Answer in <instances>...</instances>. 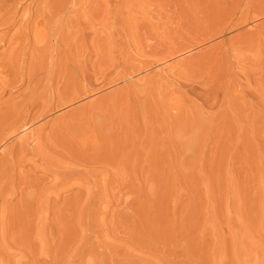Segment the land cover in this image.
Listing matches in <instances>:
<instances>
[{
    "label": "rangeland",
    "instance_id": "374dc122",
    "mask_svg": "<svg viewBox=\"0 0 264 264\" xmlns=\"http://www.w3.org/2000/svg\"><path fill=\"white\" fill-rule=\"evenodd\" d=\"M3 1L1 5L14 2L12 6L9 3L10 7L19 10L27 7L19 11L23 13L19 20L29 11L33 13L35 7L41 11L43 5H53V0L49 5L47 0L46 4L44 0ZM60 1H53V6L62 7L66 0ZM67 1L69 4L64 6L72 7L64 18L73 13L83 17L81 12H88L84 17L87 26L91 25L86 27V43L77 37L81 50L86 46L82 52L79 50L82 58L77 52L80 44H68L72 49L77 46L74 50L69 46L73 60L78 61L79 56V64L87 60L85 68L83 64H75L80 70L68 64L65 67L69 71L76 70L66 74L63 70L67 59L62 57L66 53L62 50H67L65 42L61 41V46L58 38L42 32L40 36L34 31L38 21L30 20L29 28L34 33L28 36L31 39L22 41L26 45L17 52L25 55L17 56L19 60L14 62L16 67L25 68L23 73L17 71L18 81L8 84L0 96V101L9 103L25 96L38 113H43L40 106L47 98L51 106L38 118L30 119L26 129L23 126L11 135V128L3 131L0 160L12 144L18 145L23 133L37 131L36 125L44 126L39 127L41 132L38 130L36 141L40 145L47 142L46 135L59 141V132L64 135L61 139L69 138L64 143L73 142L61 143L68 149L59 145L58 151L56 145L63 140L56 145L49 140L53 146L48 148L52 144L47 142L45 161L36 156L34 161L28 155L31 160L21 166L30 177L42 180L34 177L40 184L36 182L39 187L37 191L32 188V194L40 192L37 196L42 200V195L48 194V198L37 202L38 209L35 203L34 212L29 208L34 221L28 213L26 216L25 221L32 222L27 225L32 235L29 248L33 249L13 246L7 257L12 259L9 263L51 264L53 257L57 260L52 259V264H264V0ZM47 24L42 26L49 31L46 28L52 24ZM13 26L5 44L0 42V52L19 25ZM37 35L39 40V36L34 37ZM56 56L66 59V63L62 59L64 64H60ZM8 61L5 58L0 68L6 71L9 67L8 72H15L11 69L16 67ZM58 71L64 74L58 75ZM49 92L50 98L46 95ZM67 97L74 99L56 107L59 99ZM36 104L40 105L38 109ZM86 125L89 130L84 129ZM57 127L65 130L58 131ZM81 139L86 147L78 144ZM77 147L90 152L84 149L82 155ZM93 150L99 155L93 156ZM88 156L93 160L90 163ZM48 157L51 162L56 159V164L46 162ZM64 157L66 161L61 160ZM86 162L93 163L88 166ZM18 218L13 219L14 224ZM43 244L53 246H48L50 252ZM24 253V261L20 258L19 262Z\"/></svg>",
    "mask_w": 264,
    "mask_h": 264
},
{
    "label": "bare ground",
    "instance_id": "6f19581e",
    "mask_svg": "<svg viewBox=\"0 0 264 264\" xmlns=\"http://www.w3.org/2000/svg\"><path fill=\"white\" fill-rule=\"evenodd\" d=\"M10 1V0H9ZM13 1V0H12ZM11 1V2H12ZM40 1V0H39ZM46 0H44V3L46 4V2L48 1L49 2V0H47L46 2H45ZM53 1H55V0H53ZM52 1V3L51 4H53L54 5V2ZM61 1H63V0H61ZM60 1V2H61ZM76 1V0H75ZM74 1V3H76ZM82 1V0H81ZM86 1V0H85ZM3 2H5L6 3V0L5 1H3ZM37 2V1H36ZM47 2V5H49L50 4V2L48 3ZM59 2V3H60ZM65 2V4H66V2H68L67 0L66 1H64ZM73 2V1H72ZM10 3V2H9ZM9 3L8 4H5V5H1L0 4V42L2 41L4 44H5V37H6V35H7V33L9 32V30H11V27L14 25V24H18L19 26H17L16 28V30L14 31V32H12V34H11V37H9V39H8V43H6V45H5V49H4V51H2V52H0V63H3V60L5 59V58H7L9 61V63L8 64H10L11 66H13V67H16V59H17V56H20V55H18V49H20V50H22L23 48H24V45H26L25 43H22V41L25 39L26 40V38H28V36H30L31 35V33H34L33 32V30H31L29 27V25H30V20H32V21H34V20H37L38 21V23H36L37 25H35V30L34 31H36V33L37 34H40L41 32L42 33H44L43 35H45L46 34V36H48V37H50V38H56V40H57V38L60 40V45H61V43L64 41L65 42V45H66V49L67 50H62V51H66V53H65V56H62V57H65L66 59H67V63L65 62V60L66 59H63L62 57H60V62H59V57H57L58 56V54H57V56H56V59H57V61L60 63V64H64V63H61L62 61V59L64 60L63 62H65L66 64H64V67H65V65H68L69 64V66L68 67H71V65H75V64H77L78 66H80L81 64H83L84 66V68H85V63H84V61H86L87 62V60H84V61H82V63L81 64H79V60H80V56H81V54H80V51L79 50H81V48H80V46H82L81 45V43H79V41H78V38L77 37H79V40H81V42L83 43L84 41H83V39H85V31H86V29L88 28V26L89 25H91V24H89L88 26H87V22H86V20H85V17L84 16H87V14L86 13H88V12H85V11H83V12H85L84 14L81 12V14L82 15H84L83 17L82 16H76L77 14L75 13V15H74V13L72 14V16H71V14H68V15H70V16H68V17H65L64 18V14H65V16H67L66 14V12L68 11H70V7H72V5L68 8L67 6H64L65 4H63V2L60 4V5H62L63 4V6L61 7V6H59V4H57L58 6H56V4H55V6H45V5H43V7H42V5L40 6V7H42V9H41V11L38 9V8H34V12L33 13H30L31 11H29L28 13L29 14H27V15H24L25 17H22L23 15V13L22 12H20L19 13V11L20 10H22V11H24L25 9L27 10V7L24 5V6H21V8L22 9H18V7H10V5H9ZM14 3V2H13ZM12 3V4H13ZM32 3V2H31ZM30 3V4H31ZM57 3V2H56ZM83 3V2H82ZM11 4V3H10ZM12 4H11V6H12ZM15 4V3H14ZM37 4H39V3H37ZM68 4H69V2H68ZM27 5V4H26ZM32 5V4H31ZM15 6V5H14ZM26 7V8H25ZM74 7V6H73ZM33 8V7H32ZM24 9V10H23ZM35 9H38V10H35ZM74 9V11H75V8H73ZM73 9L71 10V11H73ZM82 10H84L83 9V7L81 8ZM80 9V10H81ZM30 10H31V8H30ZM76 10H77V6H76ZM79 10V9H78ZM78 10H77V12H78ZM32 11H33V9H32ZM26 12L27 11H25L24 13L26 14ZM79 14H80V12H78ZM19 14H21L20 16H21V20H19ZM80 14V15H81ZM6 15H8V17H5ZM87 19V18H86ZM89 19V18H88ZM18 20L20 21V22H18ZM37 21H35V22H37ZM88 22H89V20H87ZM35 22H33V23H35ZM53 22V23H52ZM46 23H48L47 25H49V23L50 24H52L51 26H48L49 28H46L47 30L49 29V31H46L44 28H45V26H42V25H44V24H46ZM32 24V23H31ZM46 25V26H47ZM55 25V26H54ZM16 26V25H15ZM37 26H39V28H36ZM41 26V27H40ZM14 27V26H13ZM31 27H33V26H31ZM87 27V28H86ZM33 29H34V27H33ZM31 30V31H30ZM36 33H35V35H36ZM10 34V33H9ZM42 34H40V36H41ZM32 36V35H31ZM30 36V37H31ZM39 35H37V36H34L35 38L36 37H38ZM40 36H39V38H38V40L40 39ZM46 36H45V38H46ZM34 37H32V38H34ZM43 37V36H42ZM8 38V37H7ZM34 38V39H35ZM77 38V39H76ZM28 39H31V38H28ZM37 39V38H36ZM35 39V40H36ZM49 39V38H48ZM24 40V41H25ZM58 40V41H59ZM87 40V39H86ZM33 42H35L34 40H32ZM51 41V40H50ZM58 41H56V42H58ZM62 41V42H61ZM7 42V41H6ZM30 42V41H29ZM37 43H39L38 41H36ZM43 42V41H42ZM72 42V43H71ZM73 42H76L77 44H80V45H78L79 46V49L77 50V52H78V54H80V56H79V59H78V61L76 60V58H75V60L77 61H75V60H73V56H71L72 54L70 53L71 51H70V48H71V50H74V49H72V47L70 46V45H68V44H74ZM32 43V42H31ZM48 42L46 41V44H47ZM59 43V42H58ZM86 42H84V44H85ZM9 44V47H8V49H6L7 47V45ZM23 44V45H22ZM29 44V43H28ZM27 44V45H28ZM1 45V44H0ZM37 46H38V44H36ZM63 45V44H62ZM61 45V46H62ZM75 45V44H74ZM69 46H70V48H69ZM84 47V49H82V50H85V47L86 46H83ZM63 48V47H62ZM64 49H65V47H64ZM19 50V51H20ZM82 50H81V52H82ZM22 52V51H21ZM21 52H20V54H21ZM24 52V51H23ZM76 52V53H77ZM5 53V54H4ZM63 53V52H62ZM74 53H75V51H74ZM84 53V52H83ZM61 53H59V55H60ZM25 54H23V56H24ZM76 55V54H75ZM76 55V56H77ZM23 56H20V57H23ZM77 56V57H78ZM82 56H83V54H82ZM82 56H81V58H82ZM49 57H50V55H49ZM75 57V56H74ZM85 57V56H84ZM86 57H87V55H86ZM19 58V57H18ZM22 59V58H21ZM25 59V58H24ZM50 60L52 59L51 57L49 58ZM17 60H19V59H17ZM45 60H46V58H45ZM53 60H55V59H53ZM21 61V60H20ZM47 61V60H46ZM14 62H16V63H14ZM19 62V61H18ZM21 62H24V61H21ZM21 62H19V64L21 63ZM58 62H56V63H58ZM7 63V62H6ZM42 63H45V61H43ZM49 63V62H48ZM54 63H55V61H54ZM59 63H58V65L57 66H61V65H59ZM14 64H15V66H14ZM41 64V63H40ZM51 64V63H50ZM51 65H53V64H51ZM55 65V64H54ZM1 66V65H0ZM22 66H23V64H22ZM21 66V67H22ZM41 66V65H40ZM43 66H45L44 64H43ZM49 66V65H48ZM63 66V65H62ZM61 66V67H62ZM82 66V65H81ZM2 67V66H1ZM7 67H8V65H7ZM12 67V68H13ZM42 67V66H41ZM47 67V66H46ZM46 67H44V68H46ZM56 67V66H55ZM63 67V68H64ZM67 67V68H68ZM74 67H76L77 69H79L80 67H77L76 65L74 66ZM82 67V69H84ZM9 68V67H8ZM8 68H7V70L5 71V70H3V68H0L1 70H0V96H2V94L6 91V86H8V84H12V82L14 81H18V80H16V76H17V71L20 73H23V70H24V68L25 67H23V70H22V68H19V66L18 67H16L15 69H11V67H10V69L11 70H16L15 72H8ZM57 69L56 70H59V68L58 67H56ZM66 68V67H65ZM65 68H64V72H66V74H69L68 72H70L71 71V73H73V71L74 70H76L75 68H74V70L72 71V69L73 68H71V70L69 71L67 68H66V70H65ZM48 69H49V67H47V71H48ZM52 69V71H53V67H51L50 66V70ZM3 70V71H2ZM46 70V69H45ZM60 70H62V68H60ZM80 70V69H79ZM52 71H49V72H52ZM78 71V70H77ZM85 71V70H84ZM59 72V73H58ZM58 72H56V75H57V73H58V75H61V73H62V75L64 74V72H61V71H58ZM76 72V71H75ZM25 73V72H24ZM53 74H54V72H52ZM76 73H78V72H76ZM79 73H81V75L80 76H82L83 74L82 73H84L83 71L82 72H79ZM50 74V73H49ZM49 74H46V75H49ZM65 74V76H67ZM21 74H19L18 76H20ZM69 75H71V74H69ZM68 75V76H69ZM22 76H23V74H22ZM22 76H20L21 78H22ZM45 76V75H44ZM64 76V77H65ZM79 76V75H78ZM24 77V76H23ZM27 77V76H26ZM46 77V76H45ZM72 77V76H71ZM76 76H74V78H75ZM21 78H20V80H21ZM44 78V77H43ZM48 78H49V76H48ZM52 78H54V76H52L51 75V78L50 79H52ZM67 78V77H66ZM74 78H71V80L72 79H74ZM82 78V77H81ZM23 79V78H22ZM47 79V78H46ZM45 78H44V80H46ZM49 79V80H50ZM78 79H79V77L77 78V81H78ZM83 79V78H82ZM85 79V78H84ZM19 80V81H20ZM30 80V79H29ZM48 80V79H47ZM68 80V79H67ZM54 82V80L52 79L51 80V82ZM75 81V80H74ZM74 81H72V82H74ZM76 81V82H77ZM29 82V81H28ZM42 82V81H41ZM40 82V83H41ZM51 82L49 81V83L51 84ZM52 82V83H53ZM84 82H85V80H84ZM38 83V82H37ZM80 83V79H79V82L78 83H76L77 85ZM82 84H83V82H81ZM81 84V85H82ZM40 85H42V84H40ZM71 85L73 86V87H75L76 85H75V82L72 84L71 83ZM80 85V86H81ZM34 86V85H33ZM37 86H39V83H38V85ZM43 86V85H42ZM46 86V85H45ZM48 86V85H47ZM72 86L70 87V88H72ZM83 86H85V85H83ZM83 86H81V87H83ZM87 86V85H86ZM85 86V87H86ZM44 87V86H43ZM43 87H41V88H43ZM49 87H52V85L51 86H49ZM84 87V88H85ZM34 88H36L35 90L37 91L38 89H37V87L35 86ZM40 88V87H39ZM79 88V87H78ZM44 89V88H43ZM42 89V90H43ZM45 89H46V87H45ZM58 89L60 90V88H59V85H58ZM81 89V88H80ZM31 90V89H30ZM76 90H77V87H76ZM82 90V89H81ZM81 90L79 91V90H77L78 92H81ZM87 90H89V89H87ZM34 91V90H33ZM33 91H30V93L32 92L33 93ZM38 91H40V90H38ZM43 91H45V90H43ZM47 91V90H46ZM75 91V90H74ZM35 92V91H34ZM42 92V91H41ZM51 92V91H50ZM50 92L49 93H47L46 95H48V94H50ZM58 92V91H57ZM89 91H87L86 92V89H85V93H88ZM29 93V94H30ZM31 93V94H32ZM38 93H40V92H38ZM45 93V92H44ZM82 93V92H81ZM83 93H84V91H83ZM82 93V94H83ZM90 93V92H89ZM35 94V93H34ZM40 94H43V92L42 93H40ZM44 95V94H43ZM71 95V94H70ZM28 96V95H27ZM31 96V95H30ZM35 96H39V98H40V96H42V95H38V94H35ZM34 96V97H35ZM45 96V95H44ZM51 96V95H50ZM50 96L48 95V97L50 98ZM77 96H79V95H77ZM77 96H74V97H76L77 98ZM33 97V96H32ZM31 97V98H32ZM43 97V96H42ZM74 97H67V98H62V99H59L58 100V102H57V105H56V107H60L61 105H63V104H65V103H67V102H70V101H72L73 99H74ZM24 98H25V96H24ZM24 98H22L20 101H17V102H12V103H9V102H3V100L2 101H0V141H3L4 140V136H2V134H3V131L4 130H8L9 128H11L12 129V131H11V133H10V135L13 133L14 134V132L16 131V130H18V129H21V128H23V126H25L26 125V123L30 120V119H35L36 117L38 118L39 117V115L41 116V113L42 112H40V113H38L37 112V110L35 111L34 109H32L31 108V106H32V102H31V100L30 101H27L28 99H24ZM27 98V97H26ZM38 98V99H39ZM47 98V97H46ZM14 99V98H13ZM44 99V98H43ZM33 101H34V103H36L35 102V98L34 99H32ZM47 100H48V98H47ZM47 100H46V102L43 104V106L41 105H39L40 107H43L42 108V111H43V113H45L44 112V110L43 109H45V108H47L48 107V105H49V101L47 102ZM14 101H15V99H14ZM39 101V100H38ZM41 101V100H40ZM39 101V102H40ZM45 100H42V102H44ZM41 102V103H42ZM38 103V102H37ZM34 106V105H33ZM32 106V107H33ZM38 104H36V108L38 109ZM50 108H51V106H49ZM47 108V110L48 109H50V108ZM33 108H35V106L33 107ZM34 110V112L32 113V111ZM46 110V109H45ZM38 113V114H37ZM42 113V114H43ZM104 118V117H103ZM74 119H76V117L74 118ZM82 121H83V119H81ZM89 120H90V118H89ZM98 120V119H97ZM104 120H105V118H104ZM75 121V120H74ZM73 121V123H75ZM87 121V120H86ZM92 121V120H91ZM84 122H85V120H84ZM101 122V121H100ZM103 122V121H102ZM43 122H41V124H42ZM81 123V122H80ZM79 123V124H80ZM98 123V122H97ZM96 123V124H97ZM106 123V122H105ZM44 124V123H43ZM42 124V125H43ZM69 124V123H68ZM77 124V123H76ZM103 124V123H102ZM59 125V124H58ZM74 125V124H73ZM87 125L89 126V124L87 123ZM87 125L86 126H84V129L87 127ZM90 125H91V123H90ZM60 126V125H59ZM67 125H65L64 124V127H65V129L63 128V127H61V128H63V131L65 130L66 131V133H68L67 132V127H66ZM70 126V125H69ZM68 126V127H69ZM78 126V125H77ZM76 126V127H77ZM93 126H94V124H93ZM92 126V127H93ZM40 127V126H39ZM39 127H37V125H36V128H38V129H36L37 131H29L28 133H27V131H26V133H23V136L22 137H19L20 138V140L17 142L18 143V145H11V147H9V149L6 151V153L2 156V158H1V160H0V264H8L9 263V260L11 261L12 259H8L9 257H10V249L14 246V247H16V248H20V250H26L27 248L29 249V250H32V249H30L31 248V242H30V239L32 240V238H31V236L32 235H30V233H31V228L27 225V223H32V222H28V221H25V220H27L26 219V216H29V215H31V213H28V212H30V210H33V212H34V209L37 207V202L38 201H41L42 199H41V196L39 197V196H37V195H39V193H37L35 196L32 194L34 191H37L36 190V188L38 189V187H39V185H37L36 184V182L37 183H39L40 184V182H38V181H42V180H38V177H35V175H33L32 177H30L31 175H29V172L27 173V171H25L24 172V170H22V168H21V166L23 165V163H25L26 161L28 162V160L30 159L31 160V157L30 156H32V157H34V158H32L34 161H35V159H36V157L37 158H39V159H41V160H43V158L45 159L46 158V156H45V154H43L44 152H43V150H45L46 148H47V142H49V140H50V142H51V138L49 139V137H48V135H46L47 137H48V140H47V137H44L45 136V134H44V136L42 135V139H43V137L44 138H46V141L47 142H42V144L40 145V144H38L37 143V139L39 138V131L38 130H40V132H41V130L42 129H39ZM44 126H42V127H40V128H43ZM71 127V126H70ZM75 127V129H77ZM95 127V126H94ZM102 127V126H101ZM27 128V126H25V128L24 129H26ZM61 128H59V129H61ZM71 128H73V127H71ZM70 128V129H71ZM23 129V130H24ZM55 129V128H54ZM54 129H53V131H54ZM58 129V127H57V130L58 131H62V130H59ZM83 129V128H82ZM86 129H88L89 130V128L87 127ZM98 129H99V126H98ZM34 130H35V127H34ZM51 130V129H50ZM90 130H91V127H90ZM94 130V129H93ZM21 131V130H20ZM58 131H57V133H58ZM76 131V130H75ZM84 131V130H83ZM86 131V130H85ZM84 131V132H85ZM23 132V131H22ZM52 132V131H51ZM50 132V133H51ZM55 132V131H54ZM77 132V131H76ZM49 133V132H48ZM48 133H46V134H48ZM59 133H61L62 135H63V133L62 132H59ZM82 133V132H81ZM95 133V132H94ZM9 134V133H8ZM18 134V133H17ZM52 134V133H51ZM51 134H49V135H51ZM60 134V135H61ZM75 134V133H74ZM74 134H72V135H74ZM78 134H80V133H78ZM85 134H86V132H85ZM92 134V133H91ZM4 135V134H3ZM10 135H8V136H10ZM41 135V134H40ZM58 136L57 135V137L58 138H60L61 139V136ZM82 135V134H81ZM87 135V134H86ZM89 135V134H88ZM96 135H97V133H96ZM52 136H55L56 137V135H54V134H52ZM64 136V135H63ZM76 136H78V135H76ZM85 136V135H84ZM92 136V135H91ZM98 136V135H97ZM6 137V136H5ZM56 137V138H57ZM67 137V136H66ZM70 137H71V135H70ZM79 137V136H78ZM77 137V138H78ZM82 137V136H81ZM94 137V136H93ZM7 138V137H6ZM41 138V137H40ZM64 138V137H63ZM63 138L61 139V140H63ZM68 138V137H67ZM91 138V137H90ZM18 139V138H17ZM59 139V141H55V140H52V143H54L53 141H55V145H56V143L57 142H60L61 140ZM65 139V138H64ZM69 139V138H68ZM68 139H66V140H68ZM79 139H80V137H79ZM79 139H76V140H79ZM85 139V138H84ZM66 140H63L62 142H60L59 144L57 143V150L59 151V145L60 146H64V145H61V143H64V141H66ZM86 140V139H85ZM84 140V142L82 141V139H81V142H79L78 144H81L82 142L83 143H86V141ZM93 140V139H92ZM98 140H99V138H98ZM32 141H35V144L33 145L32 144ZM43 141V140H42ZM74 141H75V137H74ZM88 141H90V140H88ZM94 141V140H93ZM97 141V140H96ZM4 142V141H3ZM14 142V141H13ZM49 142V143H50ZM69 142H72V141H70L69 140ZM68 141L66 142V143H69ZM76 143L78 142V141H75ZM74 142V143H75ZM39 143H41V141L39 142ZM52 143H50V144H52ZM66 143H64V144H66ZM73 143V142H72ZM75 143V144H76ZM182 143V142H181ZM49 144V145H50ZM77 144V145H78ZM96 144V143H95ZM54 145V146H55ZM68 145H71V143L70 144H68ZM73 145V144H72ZM71 145V146H72ZM81 145H85V144H81ZM81 145H79V147H82ZM98 145V144H97ZM53 146V144L50 146V147H48V148H50V149H52L51 147ZM66 146V145H65ZM64 146V147H65ZM70 146V147H71ZM76 146V145H75ZM94 146H96V145H94ZM64 147H63V149H64ZM69 147V146H68ZM69 147V148H70ZM73 147H74V145H73ZM79 147H77V149L79 148ZM85 147H86V145H85ZM91 147V146H90ZM89 147V148H90ZM181 147H182V145H181ZM7 148V147H6ZM54 148V147H53ZM61 148V147H60ZM65 148H67V146L65 147ZM72 148V147H71ZM76 147H74V149H75ZM93 148V147H92ZM92 148H90V150L92 149ZM49 149V150H50ZM55 149H56V147H55ZM54 149V150H55ZM68 149V148H67ZM67 149H64V151L65 150H67ZM84 151H87V152H90V151H88V149L87 148H82ZM87 149V150H86ZM95 149V148H94ZM48 150V149H47ZM56 150V151H57ZM62 150V149H61ZM70 150V149H69ZM73 150V149H72ZM71 150V151H72ZM78 150H80V149H78ZM83 150L80 152L81 154L83 153ZM64 151H63V154H62V156H64ZM74 151H77L76 149L74 150ZM94 151H96V150H93L92 152V154H93V156H95V154H98V153H94ZM5 152V151H4ZM60 152H62V151H60ZM67 152H69L68 150H67ZM73 152V151H72ZM45 153H49V151H46ZM51 153V152H50ZM56 153V152H55ZM66 153V152H65ZM77 153H78V151H77ZM76 153V154H77ZM69 154H71V153H69ZM84 154V153H83ZM82 154V155H83ZM28 155H30L29 156V158L27 157ZM47 155H50V154H47ZM53 155H55L54 153H53ZM57 155H59V154H57ZM56 155V156H57ZM88 155V154H87ZM87 155L85 154V157L87 158ZM90 155H91V153H90ZM99 155V154H98ZM36 156V157H35ZM61 156V157H62ZM67 156H68V154H67ZM66 156V157H67ZM71 156H73V153H72V155H69V157H71ZM74 156H77V155H74ZM68 157V158H69ZM84 157V158H85ZM89 157V163H90V161H93V160H91L90 159V157L91 156H88ZM98 157V156H97ZM52 158V157H51ZM54 158H55V156H54ZM67 158V159H68ZM72 158V157H71ZM78 158H80L79 156H78ZM83 158V157H82ZM94 158V157H93ZM114 158V157H113ZM70 159V158H69ZM76 160H78L77 159V157L75 158ZM98 159V158H97ZM115 159V158H114ZM113 159V160H114ZM117 159V158H116ZM47 160H49V161H46V162H51L50 161V158L48 157L47 158ZM54 160H56V159H54ZM54 160H53V162H51V163H49V164H51L52 165V163H54V165L56 164L55 162H54ZM61 160H65L66 161V159H65V157H64V159H61ZM72 160V159H71ZM80 160H82V159H80ZM84 160V159H83ZM87 160H88V158H87ZM94 160L96 161V159L94 158ZM100 161L99 162H101V159H99ZM43 161H45V160H43ZM65 161H62V162H65ZM73 161H75L74 159H73ZM85 161V160H84ZM107 161V160H106ZM45 162V163H46ZM68 163H69V161H67ZM79 162V161H78ZM107 162H109V161H107ZM112 162V161H111ZM34 163V162H33ZM59 163H60V161H59ZM93 163V162H92ZM92 163L91 164H87V162H86V164L89 166V165H92ZM96 163H98V162H96ZM114 162H112L111 164H113ZM71 164H74V163H71ZM82 164H85V163H82ZM110 164V163H109ZM116 164V163H115ZM59 165H62L61 163L59 164ZM95 165V164H94ZM29 166V165H28ZM34 166H35V164H34ZM42 166V165H41ZM57 166V165H56ZM67 166H68V164H67ZM70 166V165H69ZM27 167V166H26ZM54 167V166H53ZM60 168V167H59ZM71 168V167H70ZM75 168V167H74ZM112 168H113V166H112ZM116 168V167H115ZM29 169V168H28ZM32 169V168H31ZM37 169V168H36ZM48 169V168H47ZM61 169V168H60ZM63 169V168H62ZM114 169V168H113ZM118 169H119V167H118ZM34 170V169H33ZM50 170V169H49ZM67 170V169H66ZM69 170V169H68ZM67 170V171H68ZM91 170H92V168H91ZM95 170H97V167H95ZM117 170V169H116ZM29 171V170H28ZM51 171V170H50ZM50 171H49V174H51L50 173ZM61 171V170H60ZM85 171H86V169H85ZM118 171V170H117ZM32 172V171H31ZM52 172V171H51ZM62 172H63V170H62ZM97 172V171H96ZM27 173V174H26ZM33 173V172H32ZM31 173V174H32ZM53 173V172H52ZM56 172H54L53 174H55ZM61 173V172H60ZM59 173V174H60ZM67 173V172H66ZM116 173V172H115ZM119 173V172H118ZM64 174V173H63ZM68 174V173H67ZM74 174V173H73ZM83 174V173H82ZM52 175V174H51ZM65 175V174H64ZM69 175V174H68ZM93 175V174H92ZM121 175V174H120ZM46 176V175H45ZM52 176H54V175H52ZM71 176V175H70ZM82 176V175H81ZM95 176V175H94ZM34 177H35V179L36 180H38V181H36V180H34ZM66 177H67V175H66ZM73 176H71V178H72ZM96 177V176H95ZM40 178V177H39ZM43 178V177H42ZM47 178V177H46ZM58 178V177H57ZM90 177H88V179H89ZM49 179V178H48ZM75 179V178H74ZM81 179H82V177H81ZM86 179V178H85ZM118 179V178H117ZM34 180V182H35V184H32V182L31 181H33ZM55 180V176H54V179H53V181ZM77 180V179H76ZM90 180H91V178H90ZM49 181H50V179H49ZM60 181H62V178H61V180ZM59 181V182H60ZM69 181V180H68ZM70 181H71V179H70ZM75 181V180H74ZM92 181V180H91ZM97 181V180H96ZM33 182V183H34ZM52 182V181H51ZM51 182H50V184H51ZM65 182V181H64ZM63 182V183H64ZM87 182V181H86ZM115 182V181H114ZM42 183V182H41ZM46 183V182H45ZM53 184H54V182H52ZM69 183V182H68ZM75 184H76V182H74ZM81 183V182H80ZM118 183V182H117ZM116 183V184H117ZM61 184V183H60ZM75 184H73V186L75 185ZM69 185V184H68ZM82 185V184H81ZM84 185H86V184H84ZM38 186V187H37ZM41 186H42V184H41ZM43 186H45V185H43ZM47 186V185H46ZM51 186V185H50ZM62 186H63V184H62ZM77 186V185H76ZM75 186V187H76ZM83 186V185H82ZM88 186V185H87ZM57 187H59L58 185H57ZM65 187H66V185H65ZM65 187H64V189H65ZM68 187H70L71 188V186H68ZM74 187V188H75ZM86 187V186H85ZM89 187V186H88ZM88 187H86V188H88ZM116 187V186H115ZM32 188H34V189H32ZM48 188V187H47ZM67 188V187H66ZM114 188V187H113ZM34 190V191H30V190ZM40 189V188H39ZM43 189V188H42ZM41 189V190H42ZM45 189V188H44ZM44 189H43V191H44ZM55 189V188H54ZM67 189H69V188H67ZM80 189V188H79ZM82 189H84V188H82ZM46 190V189H45ZM59 190V189H58ZM62 190V189H61ZM71 190V189H70ZM86 190V189H85ZM39 191V190H38ZM50 191H51V189H50ZM77 191V190H76ZM75 191V192H76ZM89 191V190H88ZM91 192V191H90ZM52 193H55V192H52ZM59 193H60V191H59ZM42 194H46V193H42ZM50 194H51V192H50ZM58 194V193H57ZM61 194V193H60ZM89 194V193H88ZM41 195V194H40ZM48 194H46L45 196H47ZM79 195V194H78ZM77 195V196H78ZM43 197V195H42V198H43V200H47V198H48V196L47 197ZM51 196H52V194H51ZM67 196V195H66ZM69 197V196H68ZM73 197V196H72ZM75 197V196H74ZM38 198V199H37ZM51 198V197H50ZM55 198V197H54ZM54 198H52V199H54ZM58 198V197H57ZM62 198V197H61ZM77 198V197H76ZM79 198V197H78ZM40 199V200H39ZM64 199V198H63ZM14 200H16L14 203H13V201ZM43 200H42V202H43ZM65 200H67V199H65ZM51 201V200H50ZM53 201V200H52ZM36 203V207L34 208V204ZM56 203V202H55ZM42 204V203H41ZM67 204H69L68 202H67ZM48 206V205H47ZM47 206L45 207L44 205H43V207H45V208H47ZM50 206V205H49ZM32 207L34 208V209H32ZM41 207V206H40ZM39 207V208H40ZM29 208H30V210H29ZM64 208V207H63ZM66 208V207H65ZM37 209H38V207H37ZM55 209V208H54ZM58 209V208H57ZM44 210V209H43ZM51 210V209H50ZM35 211H37V210H35ZM46 211V210H45ZM48 211V210H47ZM32 212V211H31ZM52 212H53V210H52ZM27 213L29 214V215H27ZM56 214V213H55ZM34 215V214H33ZM39 215V214H38ZM36 216H37V214H36ZM19 217V218H18ZM21 217V218H20ZM35 217V216H34ZM41 217V216H40ZM19 219V221H18V223L17 224H14L13 223V219ZM31 218H32V215H31ZM33 219V218H32ZM5 220H7V221H5ZM10 220H11V223H13V224H10ZM29 220V219H28ZM35 219H33V221H34ZM5 221V222H4ZM15 221V220H14ZM32 221V220H31ZM17 222V221H16ZM55 223V222H54ZM15 225V226H14ZM26 225V226H25ZM34 226V225H33ZM53 226V225H52ZM35 227V226H34ZM37 227V226H36ZM43 227V226H42ZM41 227V228H42ZM37 229V228H36ZM40 230H42V229H40ZM33 231H35V230H33ZM52 231H54V230H52ZM38 232H39V230H38ZM34 233H36V232H34ZM39 233H37V235H38ZM51 234V233H50ZM53 234H54V232H53ZM52 234V235H53ZM35 235V234H34ZM30 237V238H29ZM37 237H39V235L37 236ZM44 237V236H43ZM54 237V236H53ZM12 238V239H11ZM56 238V237H55ZM58 238V237H57ZM9 239H11L10 241H9ZM38 239V238H37ZM40 239V238H39ZM7 241H8V243H7ZM11 241H13L12 242V244H11ZM55 241V240H54ZM56 242H57V240H56ZM38 244V243H37ZM44 245V244H43ZM55 245V244H54ZM45 247L47 246V245H44ZM48 246H50V245H48ZM48 246H47V248H48ZM30 247V248H29ZM38 248H39V246H37ZM42 246H40V248H41ZM44 247V248H45ZM51 247V246H50ZM53 247V246H52ZM51 247V248H52ZM37 248V249H38ZM55 248V247H54ZM13 249V248H12ZM42 249V248H41ZM10 250V251H9ZM35 250V249H34ZM39 250V249H38ZM28 251V250H27ZM47 251V250H46ZM48 251H49V248H48ZM57 251H58V248H57ZM30 252V251H29ZM28 252V253H29ZM31 252H33V251H31ZM34 252H36V251H34ZM39 252V251H38ZM50 252V251H49ZM51 252H52V250H51ZM54 252V251H53ZM60 252L62 253V251L60 250ZM55 253V252H54ZM22 254V253H21ZM25 254H27V253H24L23 255H21L20 257H19V262H20V258H24L25 259V257H24V255ZM33 254V253H32ZM51 254V253H50ZM49 254V255H50ZM53 254V253H52ZM56 254V253H55ZM59 254V253H58ZM12 255V254H11ZM29 255V254H28ZM30 255H31V253H30ZM48 255V256H49ZM18 256V255H17ZM35 256V258H36V255H34ZM55 256H57V255H55ZM54 256V257H55ZM8 257V258H7ZM33 257V256H32ZM11 258H13L12 256H11ZM15 259V258H14ZM13 259V260H14ZM24 259H23V261H24ZM27 259V258H26ZM34 259V258H33ZM38 259H40V258H38ZM50 259V258H49ZM52 259H55V258H51L50 260V262H51V264H52ZM18 260V259H17ZM41 260V259H40ZM57 259H55V261H56ZM67 259H64V261H63V263L66 261ZM47 261V260H46ZM54 261V260H53ZM31 262V261H30ZM30 262H29V264H30ZM34 262V261H33ZM38 262V261H37ZM58 262V261H57ZM60 262H62V260L60 261ZM11 263V262H10ZM9 263V264H10ZM22 263V262H21ZM35 263H36V260H35ZM44 263V262H43ZM46 263V262H45ZM54 263H56V262H54ZM12 264H16L15 263V261H13V263ZM40 264H42V263H40ZM77 264V263H76Z\"/></svg>",
    "mask_w": 264,
    "mask_h": 264
}]
</instances>
